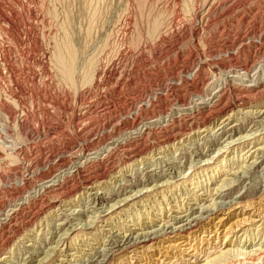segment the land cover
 <instances>
[{"label": "rangeland", "instance_id": "rangeland-1", "mask_svg": "<svg viewBox=\"0 0 264 264\" xmlns=\"http://www.w3.org/2000/svg\"><path fill=\"white\" fill-rule=\"evenodd\" d=\"M263 65L264 0H0V263L85 264L117 240L113 233L166 217L171 207L204 205L219 212L180 235L129 250L115 245L105 264H264V169H250L264 159V121L252 118L264 108ZM245 68L257 86L225 83L226 73ZM213 97L217 106L203 103ZM228 116L240 128L234 141L216 155L220 143L205 142L210 153L191 156L180 177L163 174L155 189L110 210L94 211L82 193L78 162L83 173L108 168L121 184L133 168L131 151L144 147L152 164L161 148L173 156L194 146L191 134L216 130ZM118 142L105 160L79 161ZM241 169L247 182L225 184ZM55 174L64 192L43 188ZM75 185L79 195L67 193ZM225 185L234 187L229 195L202 199ZM57 204L80 213L56 228L69 213L54 218Z\"/></svg>", "mask_w": 264, "mask_h": 264}, {"label": "bare ground", "instance_id": "bare-ground-1", "mask_svg": "<svg viewBox=\"0 0 264 264\" xmlns=\"http://www.w3.org/2000/svg\"><path fill=\"white\" fill-rule=\"evenodd\" d=\"M238 61V60H237ZM247 62V61H246ZM237 64V63H236ZM245 64V63H244ZM231 65L233 66L234 64L231 63ZM238 65V64H237ZM243 65V64H242ZM247 65V64H246ZM253 65V64H252ZM222 66V65H221ZM241 66V64H240ZM264 66V65H263ZM216 67V66H215ZM231 67V66H230ZM252 67V66H251ZM221 68V67H220ZM243 68V67H242ZM253 68V67H252ZM263 68V67H262ZM225 69V68H224ZM236 69V68H235ZM234 70V69H232ZM240 70V69H239ZM243 70V69H242ZM259 70V68L257 69ZM224 71V70H223ZM234 72V71H233ZM242 72V71H241ZM241 72H237L238 74L235 75H231L229 73H226V82L227 84H231L234 82L235 79H239L242 82V86H244V88L246 87L247 89H249L250 87H254L258 85V77H254L252 74V70L245 68V72L241 73ZM223 73V72H222ZM262 73V72H261ZM256 75V74H255ZM225 76V74H224ZM263 76V75H262ZM258 78V79H257ZM262 78V77H261ZM221 79V78H220ZM219 80V79H218ZM263 80V79H260ZM223 81V79H222ZM237 82V81H236ZM235 82L234 85H236L237 83ZM261 82V81H260ZM219 83V82H218ZM224 83V82H223ZM215 84V83H214ZM221 84V83H220ZM239 84V83H238ZM222 85V84H221ZM223 86V85H222ZM238 86V85H236ZM219 87V86H218ZM224 88V87H222ZM221 88V89H222ZM220 89V88H219ZM219 89L217 91H219ZM251 89V88H250ZM199 92V91H198ZM202 92V91H201ZM200 93V92H199ZM218 93V92H217ZM224 93V92H223ZM222 93V94H223ZM202 95V94H201ZM215 95V94H213ZM218 95V94H216ZM221 95V94H219ZM209 96V95H208ZM207 99V98H206ZM215 98L213 97V99H207L205 102H203L204 104H209L213 106H217V101L218 99L214 100ZM238 99V98H237ZM236 99V100H237ZM245 99V98H244ZM198 100V99H197ZM196 100V101H197ZM205 100V99H204ZM235 100V101H236ZM201 101V100H200ZM199 101V102H200ZM220 101V100H219ZM231 102V101H230ZM220 103V102H219ZM241 103V102H240ZM226 104V103H225ZM237 103H233L230 104L229 106H221V109H228V108H234L233 105H235ZM197 105V104H195ZM192 106V105H191ZM208 106V105H206ZM238 106V105H237ZM193 107V106H192ZM210 107V106H208ZM164 108V107H163ZM199 108V107H197ZM155 110V109H154ZM220 110V109H218ZM161 111V110H159ZM216 112V111H215ZM167 113V112H166ZM221 113V112H219ZM170 114V113H168ZM208 115V114H207ZM206 115V116H207ZM175 116V115H174ZM190 116V115H189ZM151 117V116H150ZM210 117V116H209ZM146 118V117H145ZM208 118V117H206ZM253 118V123H257L259 121H264V108L260 109L259 111H255L254 114L252 115ZM153 119V118H152ZM156 119V118H155ZM167 119V118H166ZM205 119V118H204ZM234 117H224V119L222 120V122L219 124L218 129L214 130V127H212V125L208 126H204L202 127V129L197 132L196 134H191L193 137V139H195L197 141L196 144H194V146H188V147H184L181 148V151H174L173 156L170 155H164V152L166 153V150L164 151L162 148L161 150L158 151L157 156H159L157 159L155 160H151L152 164L146 163L145 159V150L144 147H142V149H138L135 152H132V156L133 158H131V160L133 161L132 166L133 168L130 170H127V173H129V175H125L123 180H121L124 183H119L116 185V182L114 184L113 179H112V175L110 176V172L109 170H106L108 168H106L105 170H103L102 168L96 169L95 172L89 171L86 172L84 171L83 173V167L84 165L81 162H78V164L75 167H72L73 170L76 171V173L78 175H81V182H82V188H83V192L82 193H86L87 196H89V198L87 200H90L93 203V210H102L104 208L108 209H115V208H119L121 207L123 204H125L126 202L129 201V199L134 196L137 195L139 193H143L144 191H150L152 189H155L158 184L161 182H157L158 181V177L162 176L163 174H168V177H173V176H177L180 177L179 175V171H181L183 173V171L186 169V164H188V162L190 163L189 159L192 156L195 157H201V155L204 154H209L210 153V149L209 147L205 148V146H202L205 142H210V143H214V142H218L220 143V145L216 148H213L212 151L213 153L215 152V155L218 154L222 151L221 150V146L225 147L231 144V140L234 141V138L236 136V134L239 132L240 128L238 127L237 124L233 123ZM144 120V119H143ZM207 120V119H206ZM152 121V120H150ZM205 123V122H204ZM216 124V123H215ZM143 126V125H142ZM252 126V125H251ZM141 127V126H140ZM166 127V126H165ZM246 128V127H245ZM250 128V127H249ZM154 129V128H153ZM252 130V128H251ZM249 129V132L251 131ZM135 131V130H133ZM166 131V130H165ZM194 131V130H193ZM197 131V130H196ZM131 132V131H129ZM133 133V132H132ZM145 134V129L142 131H139L137 133V137L135 138H140L141 136H143ZM147 134V133H146ZM179 134V133H178ZM181 134V133H180ZM187 134V133H186ZM185 134V135H186ZM253 134V132H252ZM131 135V134H130ZM129 135V136H130ZM254 135V134H253ZM251 135H249L250 137ZM173 137H176L175 135ZM181 137V136H180ZM244 137L246 136H242V137H238L237 140H242L244 139ZM247 137V138H249ZM124 138V137H123ZM138 138V139H139ZM166 138V136H165ZM157 139V138H156ZM167 139V138H166ZM184 139V138H183ZM191 139V138H190ZM203 139V143L201 142V140ZM117 140V138H116ZM127 141V139H125ZM130 140V139H129ZM158 140V139H157ZM120 141V140H118ZM123 141V140H122ZM121 141V142H122ZM147 141V140H146ZM179 141V140H178ZM198 141L200 143H198ZM232 141V142H233ZM111 142V141H110ZM155 142V141H154ZM185 142V141H184ZM195 142V141H194ZM180 143V142H179ZM193 143V142H192ZM168 144V143H167ZM104 145V144H103ZM115 145H119L117 143L113 144V148L110 147H105L103 150L100 151H92V152H86L83 153V155L81 154L79 161H82L84 163L86 162H91L93 160H98V159H106L107 157H109L108 155H110V153L112 152V150L114 149ZM162 145V144H161ZM170 145V144H169ZM178 145V144H177ZM83 146V145H82ZM123 146V145H122ZM121 146V147H122ZM139 146V145H138ZM143 146V145H142ZM156 146V145H155ZM176 146V145H175ZM180 148V145H178ZM79 147V146H78ZM98 147V146H97ZM88 148V147H87ZM95 148V147H94ZM100 148V147H99ZM119 148V146H118ZM152 149V147H150ZM82 149V148H81ZM84 149V148H83ZM89 149V148H88ZM97 149V148H96ZM122 149V148H120ZM124 149V148H123ZM122 149V150H123ZM131 149V148H128ZM134 149V148H132ZM261 149V148H259ZM91 150V149H90ZM127 150V149H125ZM124 150V151H125ZM173 150V148H172ZM220 150V151H219ZM77 151V150H76ZM86 151V150H84ZM129 151V150H128ZM144 152V153H143ZM250 152V151H249ZM77 153V152H75ZM148 153V152H147ZM127 154V153H126ZM169 154V153H167ZM255 152H252L250 155H254ZM80 155V154H79ZM76 156V155H75ZM111 156V155H110ZM126 156V155H125ZM131 156V157H132ZM211 156V155H210ZM115 159V158H114ZM154 159V158H153ZM198 159V158H197ZM200 159V158H199ZM248 159V158H247ZM127 160V159H126ZM86 161V162H85ZM110 161V160H109ZM102 162V161H101ZM94 164V163H93ZM264 164V159L262 158H257L253 159V161L251 162V171H256V170H260L262 171L264 169V166L262 167V165ZM105 165V164H104ZM116 165V164H115ZM120 165V164H119ZM126 165V164H125ZM152 165H156V167H152ZM69 166V165H68ZM67 166V167H68ZM88 166V165H86ZM122 166V165H121ZM130 166V165H128ZM178 167V170L173 169L174 167ZM70 167V166H69ZM111 170L115 169L114 168V164L109 166ZM117 167V166H116ZM104 168V167H103ZM242 168V167H241ZM120 169V168H119ZM135 169V170H134ZM157 169V170H156ZM248 170V168H246ZM246 169H241V171H235V172H231L233 173V178H227V180L225 181L226 183H230L232 184L233 181H237L240 184H243L245 182H247L249 176L247 174L248 171H246ZM68 170V169H67ZM72 170V172H73ZM54 171V170H53ZM62 171V170H61ZM64 171V170H63ZM70 171V170H69ZM68 171V172H69ZM250 171V170H249ZM251 171L249 173H251ZM65 172V171H64ZM71 172V171H70ZM93 172V173H92ZM113 172V171H112ZM120 172H118L119 174ZM62 174V173H60ZM65 174V173H64ZM122 174V173H121ZM56 175V174H55ZM67 176V174H65ZM72 175V174H71ZM69 175V177L71 176ZM115 175V174H114ZM137 175V177H136ZM212 177V176H211ZM67 178V177H66ZM73 178V177H72ZM213 178V177H212ZM224 179V178H223ZM64 180V179H63ZM67 181V180H66ZM154 183L153 185L150 186V188H143V189H139L136 191H133V195L128 196V197H122V199L118 198V195H125L128 193V191L132 190L134 187L137 186H147L150 185V183L152 182ZM167 181V180H166ZM60 182V177L59 175L56 176H51L48 177V181L46 182L45 185H43V188H54V190L57 192H61L63 191L64 186L59 184ZM168 182V181H167ZM111 183H113L111 185ZM262 189L264 190V181L262 182ZM113 188L112 192H106L108 186L110 185ZM165 185V183H164ZM222 185V184H221ZM161 186V185H160ZM81 187H78L77 185L69 188L67 190V193L69 192L71 195L77 194L79 195V192H81ZM101 189V190H98ZM232 188L234 187H230V188H226L225 186H220L219 188H216L214 190V194L212 195L211 192L209 196L212 197V199H209L208 197H202V199H208V200H214V198L216 197H224L226 195H229V192ZM64 192V191H63ZM66 193V192H65ZM110 194V195H108ZM107 199H116V201L114 202V204L112 205H108L106 200ZM218 202V201H217ZM237 202V201H236ZM233 203V204H236ZM215 202H213L214 204ZM226 202H224L223 200L219 201V203H217V206H219L220 209H222L224 207ZM66 205V204H65ZM87 205V204H86ZM67 206V205H66ZM90 206V207H89ZM180 206V205H179ZM55 209L57 208L58 211L62 210L60 212H56L54 214V218H56L57 213L61 214L63 213V209H70L69 207H62V204H57L54 206ZM92 205H88V208H91ZM181 207V206H180ZM188 207V206H187ZM196 207V206H195ZM87 208V209H88ZM56 209V210H57ZM12 210V209H11ZM91 210V209H90ZM224 210V208H223ZM170 213L167 214L166 217H158L159 219H154L150 222V224H146V225H139L138 228H129L127 230V234H123L124 232H122V234L120 233H113L114 231H109V233H113L111 236L116 237L117 240H112L109 244H103V246H105L104 248V252L102 253H97L95 255V258L91 261H87V263L85 264H105L106 261L108 260V258H110V254L111 252H113V249L115 248H122L124 250H129V249H134L136 247H142L144 246L143 244L147 241H150L151 243L153 241H157V239L163 235V234H167V235H172L175 234L176 235H180L183 234L187 231L193 230L194 228H196L201 221L208 219L209 217H212L213 215L216 214V212L218 211L217 208H212L210 206L204 207L203 206H197L196 208L194 207H189L188 209H176L174 207H171L169 209ZM219 212V211H218ZM80 212H78L77 210H69V213H64L63 217L61 219H59V221L57 223H55V227H63L64 225L69 224L72 221V219L74 218L73 215L77 216ZM8 215V214H7ZM65 218V219H64ZM64 219V220H62ZM108 219V218H107ZM210 219V218H209ZM105 220V219H104ZM6 221V220H5ZM93 223H95V225H98L99 221H95L92 220ZM114 223V222H113ZM90 224V223H89ZM158 225L160 224L159 228H157V230L153 229L155 226L154 225ZM151 225V226H149ZM95 227V226H94ZM110 229V228H109ZM85 230V229H84ZM111 230V229H110ZM118 231V230H117ZM120 231V230H119ZM170 235V236H171ZM166 236V235H165ZM61 236L59 235L57 237V240H60ZM115 238V239H116ZM163 239V238H162ZM66 241V240H65ZM57 242V241H56ZM62 242V240H61ZM116 245V246H115ZM115 246V248H114ZM41 249V248H40ZM95 249V248H94ZM260 249V248H259ZM99 250V249H98ZM103 250V249H102ZM100 250V251H102ZM226 250V249H225ZM90 251V250H89ZM93 251V250H92ZM260 251V250H259ZM262 251V250H261ZM89 255V253H88ZM93 255V254H92ZM68 256V255H67ZM91 257V256H90ZM88 259V258H87ZM91 259V258H90ZM26 261V260H25ZM2 263V262H1ZM0 263V264H1Z\"/></svg>", "mask_w": 264, "mask_h": 264}]
</instances>
